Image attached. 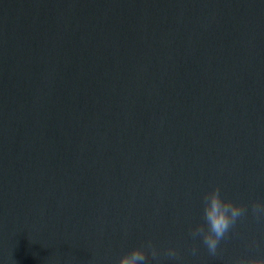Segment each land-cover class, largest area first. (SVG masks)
I'll return each mask as SVG.
<instances>
[{"label":"water","instance_id":"95a60500","mask_svg":"<svg viewBox=\"0 0 264 264\" xmlns=\"http://www.w3.org/2000/svg\"><path fill=\"white\" fill-rule=\"evenodd\" d=\"M217 186L248 214L212 256ZM257 201L264 0H0V264L262 259Z\"/></svg>","mask_w":264,"mask_h":264},{"label":"clouds","instance_id":"9594fccd","mask_svg":"<svg viewBox=\"0 0 264 264\" xmlns=\"http://www.w3.org/2000/svg\"><path fill=\"white\" fill-rule=\"evenodd\" d=\"M203 203L205 223L193 228L190 234L193 239L202 238L208 253L216 256L220 242L225 239L238 220L247 216L248 207L231 200H224L219 186L204 195ZM251 212L257 220H264V201L253 202ZM192 252L195 254L196 249L194 248ZM159 255L160 252L156 246L148 241L144 246L134 248L125 254L119 264H146L150 257L155 260ZM165 255L178 258V253L174 248L167 249ZM235 264H264V258H240L235 261Z\"/></svg>","mask_w":264,"mask_h":264}]
</instances>
